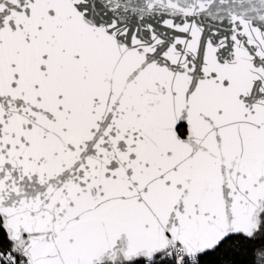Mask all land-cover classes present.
<instances>
[{
  "label": "snow or ice",
  "instance_id": "snow-or-ice-1",
  "mask_svg": "<svg viewBox=\"0 0 264 264\" xmlns=\"http://www.w3.org/2000/svg\"><path fill=\"white\" fill-rule=\"evenodd\" d=\"M0 264H264V0H0Z\"/></svg>",
  "mask_w": 264,
  "mask_h": 264
}]
</instances>
